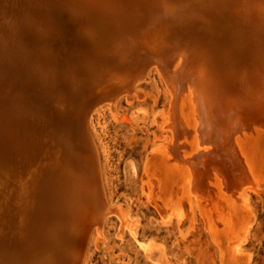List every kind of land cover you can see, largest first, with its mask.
<instances>
[{"label": "rangeland", "instance_id": "rangeland-1", "mask_svg": "<svg viewBox=\"0 0 264 264\" xmlns=\"http://www.w3.org/2000/svg\"><path fill=\"white\" fill-rule=\"evenodd\" d=\"M0 4V264H264V0Z\"/></svg>", "mask_w": 264, "mask_h": 264}, {"label": "bare ground", "instance_id": "bare-ground-1", "mask_svg": "<svg viewBox=\"0 0 264 264\" xmlns=\"http://www.w3.org/2000/svg\"><path fill=\"white\" fill-rule=\"evenodd\" d=\"M3 1H5V0H3ZM12 1V0H11ZM8 4V3H7ZM20 4H21V2H20ZM25 4V3H24ZM1 5V4H0ZM17 6V5H16ZM1 7V6H0ZM13 7V6H12ZM17 9V8H16ZM12 10V9H11ZM1 11V10H0ZM6 11V10H5ZM10 11V10H9ZM15 11V10H14ZM3 12V11H2ZM4 15V14H3ZM10 15V14H9ZM2 16V15H1ZM9 17V16H8ZM4 22V21H3Z\"/></svg>", "mask_w": 264, "mask_h": 264}]
</instances>
